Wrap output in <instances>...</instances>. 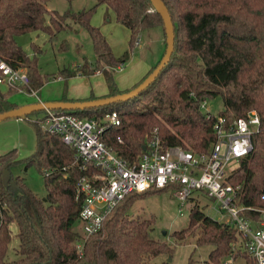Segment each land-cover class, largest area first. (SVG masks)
<instances>
[{"label": "trees", "instance_id": "trees-1", "mask_svg": "<svg viewBox=\"0 0 264 264\" xmlns=\"http://www.w3.org/2000/svg\"><path fill=\"white\" fill-rule=\"evenodd\" d=\"M50 1L0 0V55L13 67L27 69L30 89L36 93L49 78L38 67V56L43 50L34 44L35 55L30 57L17 39L42 31L54 41L70 27L68 20L88 31L96 54L95 63L85 61L78 71L86 75L101 71L109 92L88 99L64 96L62 101L97 100L130 92L149 77L166 52L165 22L152 0H96L92 7L79 11L68 9L65 13L50 10ZM162 1L172 18L175 43L170 61L157 78L128 100L59 111L98 120L116 111L121 125L108 126L103 140L133 163L144 153L143 147L154 136L155 129L165 147L182 146L196 154L208 153L217 140L214 126L219 116L234 122L256 110L260 125L253 136V150L240 159L227 177V182L241 186L235 200L236 205L244 208L241 215L256 220L259 212L249 207L264 208V0ZM102 4L112 9L117 21L130 31V50L122 57L114 55L101 28L92 24ZM154 28H161L165 36L162 55L139 82L129 89H120L115 70L129 60L138 38ZM58 75L66 79L75 73L66 68ZM1 86L0 113L19 108L10 100V93L16 90L7 87L5 91ZM219 96L224 102L219 113L202 108L203 102ZM38 112L41 111L30 114ZM34 127L37 148L26 160V166H35L44 176L47 196L38 197L21 178H17L20 192L14 193L10 183H4L3 172L19 161L17 150L0 155V264H153L160 255L173 256V247L153 236V218H134L128 213L140 195L167 188L127 195L102 228L85 238L79 225L85 197L78 192V182L82 176H93L101 170L93 163L87 171L82 170L74 147L66 144L59 134L43 131L36 123ZM192 200L195 203L189 210L188 226L173 232V236L185 240L195 235L198 246H212L206 264H224L231 257L234 264L239 258H244L246 264H256L247 251V238L238 228L210 217L199 199L190 197L188 202ZM13 223L18 225L20 243L17 257L8 259L14 237ZM80 245L82 250L78 249ZM155 264L170 262L163 260Z\"/></svg>", "mask_w": 264, "mask_h": 264}, {"label": "built area", "instance_id": "built-area-1", "mask_svg": "<svg viewBox=\"0 0 264 264\" xmlns=\"http://www.w3.org/2000/svg\"><path fill=\"white\" fill-rule=\"evenodd\" d=\"M141 40L138 38L136 46L141 45ZM0 85L30 89V76L25 68L13 67L0 55ZM202 108H206V102ZM34 123L43 131L59 134L66 144L74 147L82 170L87 171L90 163L101 170L93 176H82L78 182V192L85 197L79 216L85 238L98 232L115 207L131 193L171 188L184 206L194 192H204L227 211L229 218L223 221L235 225L247 238V251L256 264H264V208L249 207L259 212L256 220L242 216L244 208L235 204L241 186L227 182L229 174L237 168L229 172V163L240 161L253 150V136L260 125L256 110L234 122L219 116L214 126L217 140L208 153L196 154L182 146L165 147L155 129L146 150L133 163L103 140L108 126L121 125L116 111L98 120L47 110ZM180 212L183 213V207ZM78 249L82 250V246ZM224 264H234L233 257Z\"/></svg>", "mask_w": 264, "mask_h": 264}, {"label": "rangeland", "instance_id": "rangeland-1", "mask_svg": "<svg viewBox=\"0 0 264 264\" xmlns=\"http://www.w3.org/2000/svg\"><path fill=\"white\" fill-rule=\"evenodd\" d=\"M95 3L96 0H74L73 2L51 0L48 8L65 13L68 9L79 11L89 8ZM94 16L92 24L101 28L112 47L114 55L122 57L130 50V32L128 28L118 22L115 12L104 4L98 6ZM68 22L70 27L60 32L54 41L50 40L49 35L42 31L30 32L18 37V43L30 57L35 55L34 44L42 48L43 51L38 56V67L43 76H49L41 89L42 91L38 93L30 91L26 87H12L16 91L10 93V100L17 103L19 107L34 104L39 102L40 99L47 101V99L61 97L62 93L68 89V82L58 74L66 68L72 69L73 66L81 65L85 61L95 63L96 54L90 34L85 28L72 20H68ZM160 37L165 42V36H163L161 28H154L144 32L141 36V42L143 41V45H146V47L141 51L138 48L139 46H136L130 53V58L126 62L127 66L135 55L141 59L144 56L152 59L153 53L160 48L156 43ZM78 69L76 67V71ZM54 75L58 77L54 78ZM1 87L6 91L9 86L2 85ZM223 108L224 102L219 96L209 99L206 102L205 110L211 113H219ZM44 115L45 112L41 111L27 115V118L12 117L0 121V155L13 149L17 150L19 161L3 172L4 183H10L12 191L16 194L20 192L17 178H21L23 183H26L38 197L45 198L47 196L44 176L35 166H26V160L36 152L37 148L34 121L44 117ZM238 165L239 161L232 160L227 170L230 172ZM192 197L200 200L205 213L210 217L219 221L229 218L225 208L205 194L194 192ZM194 203L195 201L192 200L182 206L171 188L140 195L136 198L128 212L130 217L153 218V236L156 239L167 241L175 250L172 257L160 255L152 261L153 264L163 260H168L170 264H206L209 253L213 248L212 246H198L196 244L197 236L195 235L186 237L185 240H178L173 236V232L180 231L188 226L190 221L189 210L194 206ZM181 207H183V213L180 212ZM11 229L14 237L9 247L8 259L17 257L16 250L19 248L20 243L17 236L18 225L13 223ZM170 258L171 261L169 260ZM235 264H246V261L244 258H239Z\"/></svg>", "mask_w": 264, "mask_h": 264}, {"label": "crops", "instance_id": "crops-1", "mask_svg": "<svg viewBox=\"0 0 264 264\" xmlns=\"http://www.w3.org/2000/svg\"><path fill=\"white\" fill-rule=\"evenodd\" d=\"M94 17L95 16H93L92 21ZM156 43L158 44V46H160V48L157 49L158 51H155L153 53L152 59L145 56L143 57V59H141L137 55H135L131 58L128 66L127 64H125L115 70V78L120 89H129L134 86L149 72L151 67L157 62L164 49L163 38L160 37ZM142 45L143 41L141 42V45L139 47L137 46L141 51H143L146 47V45ZM82 65L83 64L78 65V68L82 67ZM69 72L73 74L75 73V75H71L70 77H67L65 79L68 82L67 91L62 93L61 97H54V99H47V101L40 99V101H62L61 99H63L64 96H67V98L69 99H88L91 95L100 97L106 95L109 92L105 76L101 71H97L96 73L91 75H86L82 72H78V70L76 71V68H72L69 69Z\"/></svg>", "mask_w": 264, "mask_h": 264}, {"label": "water", "instance_id": "water-1", "mask_svg": "<svg viewBox=\"0 0 264 264\" xmlns=\"http://www.w3.org/2000/svg\"><path fill=\"white\" fill-rule=\"evenodd\" d=\"M157 6L158 10L161 12L167 33V48L166 52L159 63V65L155 68V70L146 78L137 88L133 89L130 92L119 94L112 97L101 98L97 100H87V101H57V102H43L31 104L28 106L19 107L16 109H12L10 111L0 113V121L12 117L24 118L30 113L36 111H44V110H75V109H83L90 107H99L103 105H108L113 102L119 100H128L132 97L137 96L141 93L145 88H147L159 75L165 65L170 61L172 53L174 51V43H175V33L174 26L172 22L171 15L166 4L162 0H152ZM146 150V146L143 147ZM171 261V258L169 259Z\"/></svg>", "mask_w": 264, "mask_h": 264}]
</instances>
